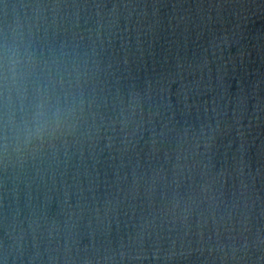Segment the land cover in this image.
<instances>
[{"label": "clouds", "instance_id": "9594fccd", "mask_svg": "<svg viewBox=\"0 0 264 264\" xmlns=\"http://www.w3.org/2000/svg\"><path fill=\"white\" fill-rule=\"evenodd\" d=\"M158 12L0 0V264H264V105L220 68L206 99L227 37L173 49Z\"/></svg>", "mask_w": 264, "mask_h": 264}, {"label": "water", "instance_id": "95a60500", "mask_svg": "<svg viewBox=\"0 0 264 264\" xmlns=\"http://www.w3.org/2000/svg\"><path fill=\"white\" fill-rule=\"evenodd\" d=\"M141 2H146L149 5V11H151V6L156 4L159 8L158 19L162 24V28L157 30V37L160 42L167 41L173 49L177 45L183 47L187 43L189 48H193L198 45L201 41H196V36L198 33H202L201 40H207L209 38L208 34L200 26L197 20L194 18L192 13L189 11L187 6L182 0H141ZM184 16L185 19L181 20L180 17ZM155 19V18H154ZM147 23V21H144ZM117 43V49L120 47L119 41ZM156 54H160V43L156 45ZM122 52H118V55H122ZM148 55V52H145ZM211 69L212 84L215 86L212 92L206 94V99L211 100L213 95L220 94L223 92V88L218 85L217 82V69H221L223 75L224 84L227 85V94L224 98L220 100L223 104L224 100L231 98L235 101L237 92L242 89L243 94L248 97V113L245 116L243 123L245 125L249 124L248 115L252 114V105L260 100V103L264 105V101L261 97L253 90V88L245 81V79L238 73V71L232 66L228 59L224 56L221 51H217L215 58H213L211 50L208 53ZM200 73L197 72L196 76L199 77ZM208 70H204V78L207 81ZM175 88V85H173ZM261 121L258 123L256 119L251 121V128L247 134V140L249 143V156L251 158V163L253 168L257 166L258 162L264 163V146H262L261 141L264 140V110L260 113ZM226 143V141H225ZM221 154L224 153V147L220 149ZM228 155H231V150L228 151ZM218 264V262H217Z\"/></svg>", "mask_w": 264, "mask_h": 264}]
</instances>
